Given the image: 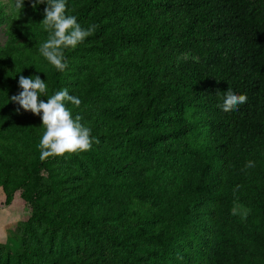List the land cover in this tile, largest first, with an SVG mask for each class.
<instances>
[{
	"label": "trees",
	"instance_id": "16d2710c",
	"mask_svg": "<svg viewBox=\"0 0 264 264\" xmlns=\"http://www.w3.org/2000/svg\"><path fill=\"white\" fill-rule=\"evenodd\" d=\"M34 2L0 0V264H264V0H66L96 27L63 72ZM20 75L81 100L89 151L40 160Z\"/></svg>",
	"mask_w": 264,
	"mask_h": 264
},
{
	"label": "clouds",
	"instance_id": "9594fccd",
	"mask_svg": "<svg viewBox=\"0 0 264 264\" xmlns=\"http://www.w3.org/2000/svg\"><path fill=\"white\" fill-rule=\"evenodd\" d=\"M42 3L47 5L41 23L48 32V38L40 45L39 52L57 71L63 72L67 68L64 50L76 48L94 33L96 26L82 28L75 16L66 14V0H35L32 7ZM11 6L16 11H21L24 0H13ZM18 85L22 91L8 98V102L10 99L25 112L30 111L33 115L40 116L41 125L45 128L38 145L41 161L49 157L63 156L65 153L86 152L91 149L94 139L91 137V129L81 123V116L73 117L66 107V103H70L79 108L81 100L77 96L70 95L67 89H61L48 96L47 85L38 75H20ZM41 96H47L46 102L38 99ZM220 100L218 106L229 112L246 103L247 96L238 95L228 88ZM98 142L96 140V143ZM252 167H255V162L247 161L245 168Z\"/></svg>",
	"mask_w": 264,
	"mask_h": 264
},
{
	"label": "crops",
	"instance_id": "0c3cea01",
	"mask_svg": "<svg viewBox=\"0 0 264 264\" xmlns=\"http://www.w3.org/2000/svg\"><path fill=\"white\" fill-rule=\"evenodd\" d=\"M11 216L12 214L9 211L5 210L3 207H0V243L5 244V241H8L9 239V230H11L12 223L15 219V216Z\"/></svg>",
	"mask_w": 264,
	"mask_h": 264
},
{
	"label": "rangeland",
	"instance_id": "374dc122",
	"mask_svg": "<svg viewBox=\"0 0 264 264\" xmlns=\"http://www.w3.org/2000/svg\"><path fill=\"white\" fill-rule=\"evenodd\" d=\"M3 3L7 4V1L8 0H1ZM5 32H4V26H0V43H3V41L5 40ZM237 212H240V210H237ZM12 214L11 217H14L15 216V219L12 223V227L11 229H13L17 224H18V220H19V213L17 211H13L10 212ZM10 231V230H9ZM4 244V243H3ZM5 244L13 251V250H16V245L14 242L12 241H5Z\"/></svg>",
	"mask_w": 264,
	"mask_h": 264
}]
</instances>
